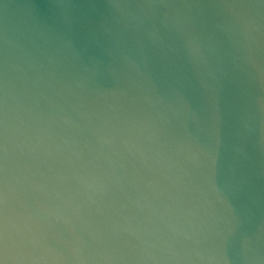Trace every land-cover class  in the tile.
<instances>
[{
	"label": "water",
	"instance_id": "water-1",
	"mask_svg": "<svg viewBox=\"0 0 264 264\" xmlns=\"http://www.w3.org/2000/svg\"><path fill=\"white\" fill-rule=\"evenodd\" d=\"M0 264H264V0H0Z\"/></svg>",
	"mask_w": 264,
	"mask_h": 264
}]
</instances>
